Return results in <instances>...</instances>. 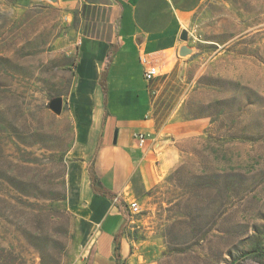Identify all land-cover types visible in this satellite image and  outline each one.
I'll use <instances>...</instances> for the list:
<instances>
[{
  "label": "rangeland",
  "instance_id": "rangeland-1",
  "mask_svg": "<svg viewBox=\"0 0 264 264\" xmlns=\"http://www.w3.org/2000/svg\"><path fill=\"white\" fill-rule=\"evenodd\" d=\"M69 9L0 0V264H80L91 244L67 204L84 123ZM199 13L175 71L198 132L176 141L179 161L129 212L131 232L154 241L156 264L262 261L264 0H204Z\"/></svg>",
  "mask_w": 264,
  "mask_h": 264
},
{
  "label": "crops",
  "instance_id": "crops-1",
  "mask_svg": "<svg viewBox=\"0 0 264 264\" xmlns=\"http://www.w3.org/2000/svg\"><path fill=\"white\" fill-rule=\"evenodd\" d=\"M203 2L56 1L70 8V18L73 14L77 18L73 30L79 44L78 87L72 93L84 123L77 129L76 160L68 167L67 204L91 236L80 264H156L154 241L136 237L130 222L117 260L115 234L124 215L115 201L93 191L89 168L93 165L109 192L128 205L156 188L177 165L175 143L198 132V119L180 116L183 96L176 93L175 71L184 61L181 35L199 20ZM110 50L112 57L105 66ZM142 56L160 70L151 81L144 78ZM101 80L106 82V95ZM137 132L149 134L142 147Z\"/></svg>",
  "mask_w": 264,
  "mask_h": 264
},
{
  "label": "trees",
  "instance_id": "trees-1",
  "mask_svg": "<svg viewBox=\"0 0 264 264\" xmlns=\"http://www.w3.org/2000/svg\"><path fill=\"white\" fill-rule=\"evenodd\" d=\"M111 57H112V50H110L109 52V55L105 62V66H108L109 60L111 59ZM100 84L103 88L104 94L106 95V91H107L106 82L104 80H101ZM105 101H106V98H105ZM89 172H90L91 186H92L93 191L96 194L106 196L109 199L115 201V204L119 207V209L124 215V222L121 225V228L115 234V256L117 260H120L121 259V237L124 234L127 224L130 221V213L128 210V205L123 199L119 198L116 193L109 192V190L104 186L103 181L97 175L96 170L93 165L90 166ZM241 264H264V259L262 261L250 259Z\"/></svg>",
  "mask_w": 264,
  "mask_h": 264
},
{
  "label": "built area",
  "instance_id": "built-area-1",
  "mask_svg": "<svg viewBox=\"0 0 264 264\" xmlns=\"http://www.w3.org/2000/svg\"><path fill=\"white\" fill-rule=\"evenodd\" d=\"M141 61L144 64L143 75H144L145 80L151 81L157 75H159L160 70H159L158 66L153 65L151 63V60L149 59V57L142 56L141 57ZM148 136H149V134L146 133V132H137L135 134V137L138 140V145L141 146V147L144 146ZM128 210H129V212L131 213L132 216L138 214L141 211V207H140L139 201L138 200H131L128 203Z\"/></svg>",
  "mask_w": 264,
  "mask_h": 264
},
{
  "label": "water",
  "instance_id": "water-1",
  "mask_svg": "<svg viewBox=\"0 0 264 264\" xmlns=\"http://www.w3.org/2000/svg\"><path fill=\"white\" fill-rule=\"evenodd\" d=\"M51 1H54L56 2L57 0H51ZM181 38L183 40H187L188 39V32L186 30L183 31L182 35H181ZM188 53H191V48H188L184 45V48L181 50V54L183 56L187 55ZM51 106L52 108L56 111V112H60L61 109H62V99L61 98H54L52 100V103H51Z\"/></svg>",
  "mask_w": 264,
  "mask_h": 264
}]
</instances>
